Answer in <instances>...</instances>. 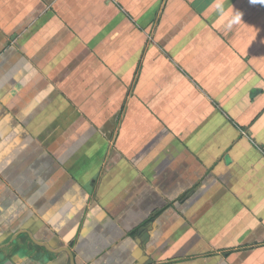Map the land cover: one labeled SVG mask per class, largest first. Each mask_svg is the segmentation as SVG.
I'll return each instance as SVG.
<instances>
[{"label": "crops", "instance_id": "obj_1", "mask_svg": "<svg viewBox=\"0 0 264 264\" xmlns=\"http://www.w3.org/2000/svg\"><path fill=\"white\" fill-rule=\"evenodd\" d=\"M264 264V0H0V264Z\"/></svg>", "mask_w": 264, "mask_h": 264}, {"label": "water", "instance_id": "obj_2", "mask_svg": "<svg viewBox=\"0 0 264 264\" xmlns=\"http://www.w3.org/2000/svg\"><path fill=\"white\" fill-rule=\"evenodd\" d=\"M66 251L70 254V256L72 258V264H75L72 252H70L68 249H66Z\"/></svg>", "mask_w": 264, "mask_h": 264}]
</instances>
